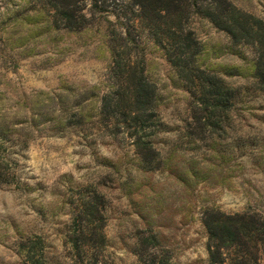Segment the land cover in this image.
<instances>
[{
	"label": "rangeland",
	"instance_id": "rangeland-1",
	"mask_svg": "<svg viewBox=\"0 0 264 264\" xmlns=\"http://www.w3.org/2000/svg\"><path fill=\"white\" fill-rule=\"evenodd\" d=\"M226 1L264 22V0ZM96 2L95 10L92 0H77L87 21L71 32L47 30L52 17L41 13L40 0H0V114L18 131L3 171L11 180L0 182V264H28L22 246L38 239L33 253L43 264H209L206 208H249L264 217V94L251 78L223 75L239 90L231 127L224 118V131L198 133L194 99L174 84L146 31L131 28L129 0ZM126 25L141 40L165 125L151 138L150 164L135 154L131 137H111L94 122L102 91L114 81L105 43L109 31L124 35ZM185 25L218 71H247L256 56L254 46H233L205 17L190 15ZM74 111L87 114L86 122L63 127L77 118ZM240 139L247 154L230 146ZM91 202L93 225L101 227L88 240L78 232ZM255 264H264V248Z\"/></svg>",
	"mask_w": 264,
	"mask_h": 264
},
{
	"label": "trees",
	"instance_id": "trees-1",
	"mask_svg": "<svg viewBox=\"0 0 264 264\" xmlns=\"http://www.w3.org/2000/svg\"><path fill=\"white\" fill-rule=\"evenodd\" d=\"M40 1L41 13L46 11L52 17L51 21L46 20L47 30L74 32L85 26L87 18L81 13L83 7L77 4V0ZM96 1L92 0L95 10L98 7ZM125 9L134 14L131 28L139 27L141 32L138 35L146 31L170 64L174 84L188 91L194 99L192 116L198 126V133L209 130L214 136L216 132L224 131V118L228 121L227 126L231 127L239 90L228 84L223 75L251 78L264 94V22L261 19L241 11L226 0H129ZM193 14L207 18L226 32L233 46H254L256 56L247 71L235 65H227L223 71H218L211 64H206L203 45L185 25V21ZM128 26L124 35L117 33L115 28L109 31L105 47L110 57L108 70L114 81L102 91L95 113L97 120L94 122H103L111 137L118 133L131 137L135 154L141 158V162L150 164L156 154L151 138L163 132L165 125L159 120L157 112L156 86L145 73L141 40L134 36ZM61 110L67 114L69 108L64 106ZM74 112L71 117L77 118L64 119L63 127H79L86 122L87 114L78 115ZM40 116H44V122L49 120L45 114ZM15 124L0 114V182L8 183L11 180L9 174L3 171L7 168L8 157L10 160V156L16 153L10 150L12 144L9 145L18 133ZM230 146L247 154L246 140L233 141ZM90 191L93 197L97 196L94 189ZM85 213L83 226L79 227L78 233L91 240L93 234H97L96 228L101 227L93 225L97 214L93 202L88 204ZM202 223L207 232L209 264L256 263L259 252L264 248V217L257 211L247 208L227 213L209 207L203 212ZM88 227L93 229L90 234H86ZM76 240L73 239L75 249L78 248ZM35 243L41 244L40 239L37 242H25L22 250L28 264H43L42 254L33 253Z\"/></svg>",
	"mask_w": 264,
	"mask_h": 264
}]
</instances>
